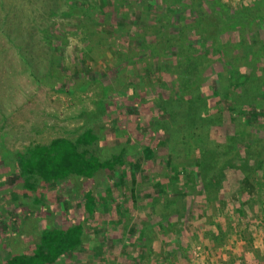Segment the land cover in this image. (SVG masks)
I'll list each match as a JSON object with an SVG mask.
<instances>
[{"label":"rangeland","instance_id":"rangeland-1","mask_svg":"<svg viewBox=\"0 0 264 264\" xmlns=\"http://www.w3.org/2000/svg\"><path fill=\"white\" fill-rule=\"evenodd\" d=\"M82 1L0 0V264L78 224L56 264H264V0ZM87 130L113 171L20 178Z\"/></svg>","mask_w":264,"mask_h":264},{"label":"trees","instance_id":"trees-1","mask_svg":"<svg viewBox=\"0 0 264 264\" xmlns=\"http://www.w3.org/2000/svg\"><path fill=\"white\" fill-rule=\"evenodd\" d=\"M69 1L70 14L77 7L82 10L86 8L88 11L89 6L84 1H76L79 4L74 0ZM261 13L259 11L258 15H254L256 20L260 18ZM96 141L97 137L91 130H87L76 142L58 138L49 145H38L29 148L24 153H17L20 178L25 179L26 185L32 187L29 182L32 181L31 178L38 177L37 175H40L41 179L50 185L66 181L69 176L92 179L98 172L113 171L116 165L115 157L101 161L93 156L88 157L85 152H79L78 147L80 145L91 146ZM94 202L93 200L92 203ZM86 203L89 204L87 200ZM81 225H75L67 230L52 229L45 231L41 237V246L31 257L15 256L5 264H56L65 255L71 257L83 243Z\"/></svg>","mask_w":264,"mask_h":264}]
</instances>
